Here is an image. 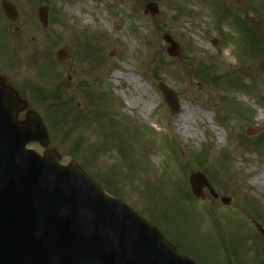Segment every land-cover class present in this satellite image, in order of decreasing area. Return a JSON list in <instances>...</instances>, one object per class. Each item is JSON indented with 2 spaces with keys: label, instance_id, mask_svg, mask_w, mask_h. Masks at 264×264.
I'll return each mask as SVG.
<instances>
[{
  "label": "rangeland",
  "instance_id": "obj_1",
  "mask_svg": "<svg viewBox=\"0 0 264 264\" xmlns=\"http://www.w3.org/2000/svg\"><path fill=\"white\" fill-rule=\"evenodd\" d=\"M11 1L18 29L0 12V75L47 132L44 147L28 146L74 162L198 264H264V0ZM148 2L156 14L144 13ZM43 4L45 28L36 15ZM164 34L178 43L174 54ZM60 47L69 54L63 63ZM115 70L142 75L143 98L155 97L149 114L130 99L124 76L112 78ZM159 81L177 93V113ZM182 105L191 132L177 128ZM192 172L219 197L206 188L194 197Z\"/></svg>",
  "mask_w": 264,
  "mask_h": 264
},
{
  "label": "water",
  "instance_id": "obj_2",
  "mask_svg": "<svg viewBox=\"0 0 264 264\" xmlns=\"http://www.w3.org/2000/svg\"><path fill=\"white\" fill-rule=\"evenodd\" d=\"M1 7L9 19L17 17L9 1L2 0ZM47 10L38 8L44 27ZM148 10L155 13L157 6L147 4ZM165 39L175 50L177 45L167 35ZM56 58H67L66 50H57ZM259 69L264 71V61ZM159 87L170 112H177L176 94ZM23 107L25 102L0 80V264H196L79 168L60 165L52 152L39 155L26 149L31 141L45 144L47 136L31 112L26 122H17ZM189 182L195 197H203L204 186L217 197L202 173H192ZM221 201L227 204L229 198Z\"/></svg>",
  "mask_w": 264,
  "mask_h": 264
},
{
  "label": "bare ground",
  "instance_id": "obj_3",
  "mask_svg": "<svg viewBox=\"0 0 264 264\" xmlns=\"http://www.w3.org/2000/svg\"><path fill=\"white\" fill-rule=\"evenodd\" d=\"M78 3H80V2H78ZM90 4H91V2H90ZM111 76L113 79L118 78V77L121 78L124 76L126 78L127 82L133 86V90H135V93H133V91H131L130 99L138 105H140V103H142L141 109L146 110L148 112V114L152 111V109L155 106V103H154L155 97L151 96V97H144L143 98L144 95H142V94L145 93L146 84L143 83L142 78H141V76H142L141 74H140V76H137L133 73H126L125 75H123L118 70H115L112 72ZM181 107L184 110L181 113H179L178 120L176 121L177 128L179 131L191 132V127H192L193 121H192V118L190 117V113H191L190 109L188 106H184V105H182ZM210 128L214 131L218 130V128L216 127V124L214 122L211 123ZM256 180H258V178H256Z\"/></svg>",
  "mask_w": 264,
  "mask_h": 264
},
{
  "label": "flooded vegetation",
  "instance_id": "obj_4",
  "mask_svg": "<svg viewBox=\"0 0 264 264\" xmlns=\"http://www.w3.org/2000/svg\"><path fill=\"white\" fill-rule=\"evenodd\" d=\"M6 23L9 27L13 26V23H11L10 21L6 20Z\"/></svg>",
  "mask_w": 264,
  "mask_h": 264
}]
</instances>
